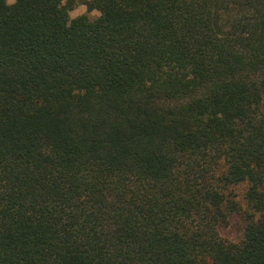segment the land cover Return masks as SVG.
Segmentation results:
<instances>
[{"label": "trees", "instance_id": "16d2710c", "mask_svg": "<svg viewBox=\"0 0 264 264\" xmlns=\"http://www.w3.org/2000/svg\"><path fill=\"white\" fill-rule=\"evenodd\" d=\"M77 4L0 0V264H264V0Z\"/></svg>", "mask_w": 264, "mask_h": 264}, {"label": "rangeland", "instance_id": "374dc122", "mask_svg": "<svg viewBox=\"0 0 264 264\" xmlns=\"http://www.w3.org/2000/svg\"><path fill=\"white\" fill-rule=\"evenodd\" d=\"M83 1L84 0H78V4L76 5L75 9L71 12V17L75 18L82 14H88L91 18L98 17L99 12L98 11L88 12L87 6L82 4ZM242 227L243 225L241 223L240 218L234 217L231 220L230 225L227 228L221 230V234L223 235V237L227 239L236 240L240 237L242 233Z\"/></svg>", "mask_w": 264, "mask_h": 264}]
</instances>
